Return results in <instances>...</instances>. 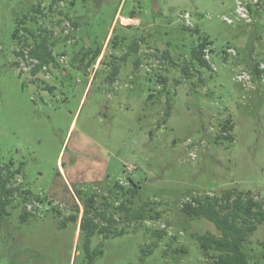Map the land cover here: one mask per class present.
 Masks as SVG:
<instances>
[{"label":"rangeland","instance_id":"374dc122","mask_svg":"<svg viewBox=\"0 0 264 264\" xmlns=\"http://www.w3.org/2000/svg\"><path fill=\"white\" fill-rule=\"evenodd\" d=\"M260 1L247 22L237 0H0V162L29 190L0 214V264L212 260L199 235L219 230L182 206L228 188L264 195ZM44 37L53 61L35 72L29 50ZM205 37L211 67L195 60L186 78ZM93 193L117 220L122 203L150 202L148 217L120 220L124 234L97 233L87 250L77 230ZM262 240L264 225L249 264H264Z\"/></svg>","mask_w":264,"mask_h":264},{"label":"trees","instance_id":"16d2710c","mask_svg":"<svg viewBox=\"0 0 264 264\" xmlns=\"http://www.w3.org/2000/svg\"><path fill=\"white\" fill-rule=\"evenodd\" d=\"M73 24L76 23L73 22ZM209 44V40L205 37L196 47L192 48V59L194 60L188 62L189 65L183 68L184 77L191 78L194 75L192 71L194 65L192 64H194L195 60L200 66L211 67L209 61L205 58V49ZM18 53L24 54L21 50ZM89 53H91L90 61H94L99 57L101 48L94 52L88 51L86 55ZM29 55L33 59H38L34 69L35 72L44 67L46 63L53 61L48 38L44 37L40 42L32 46L29 50ZM119 71V68L115 67L112 75H116ZM161 80L162 83H165L167 78L163 76ZM168 94L170 110L172 105L170 90H168ZM228 137L233 138L232 134H229ZM20 170V168L14 169L12 166L4 165L0 162V214L9 212L8 208L13 204L14 196L20 191H23L25 196L29 194L28 189L22 190L21 184L14 182L16 176L20 174ZM121 187L124 188V186ZM135 187V183H133L132 186L124 189V191L126 190L127 194H136L137 187ZM96 198V193L91 194L87 198L80 221V234L85 232L87 250H90L92 237L97 233L105 234V238L124 234L125 228H118L120 220L127 222L148 217L147 209L150 202H144L139 208L134 210H130L126 204L122 203L121 208L126 210V214L117 220L110 214V202H105L104 208H96ZM182 210L190 217H205L209 219L220 232L219 234L208 232L199 235L200 245L203 250L207 254L213 250L217 253L215 256H211L212 260L204 264H249V253L251 254L254 251V248L249 247L250 237L255 234L261 225H264V195L262 198H256L252 191L228 188L215 195L207 194L205 197H194L193 200L182 206ZM70 217L75 221L78 220L77 215L73 214ZM259 246L262 248L259 256L264 258V240L259 242ZM99 253H101V250Z\"/></svg>","mask_w":264,"mask_h":264},{"label":"built area","instance_id":"2783aa9c","mask_svg":"<svg viewBox=\"0 0 264 264\" xmlns=\"http://www.w3.org/2000/svg\"><path fill=\"white\" fill-rule=\"evenodd\" d=\"M236 11H237V18L239 20L251 22L253 20V15L258 14L259 9L261 8V1L260 0H237L236 2ZM188 17V16H186ZM226 20L230 23L234 21L232 18H226ZM205 49V53H206ZM206 57V54H205Z\"/></svg>","mask_w":264,"mask_h":264},{"label":"crops","instance_id":"0c3cea01","mask_svg":"<svg viewBox=\"0 0 264 264\" xmlns=\"http://www.w3.org/2000/svg\"><path fill=\"white\" fill-rule=\"evenodd\" d=\"M61 170L63 171V174H64L65 173V170L63 169L62 166H61ZM64 178H65V175H64ZM77 234L80 235V223H79V230H77Z\"/></svg>","mask_w":264,"mask_h":264}]
</instances>
